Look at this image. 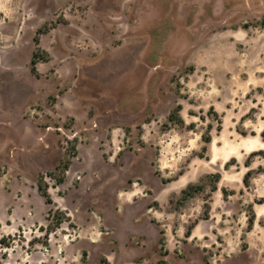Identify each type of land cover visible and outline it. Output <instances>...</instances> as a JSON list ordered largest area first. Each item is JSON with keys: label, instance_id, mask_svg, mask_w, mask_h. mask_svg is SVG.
<instances>
[{"label": "rangeland", "instance_id": "1", "mask_svg": "<svg viewBox=\"0 0 264 264\" xmlns=\"http://www.w3.org/2000/svg\"><path fill=\"white\" fill-rule=\"evenodd\" d=\"M0 264H264V0H0Z\"/></svg>", "mask_w": 264, "mask_h": 264}, {"label": "trees", "instance_id": "2", "mask_svg": "<svg viewBox=\"0 0 264 264\" xmlns=\"http://www.w3.org/2000/svg\"><path fill=\"white\" fill-rule=\"evenodd\" d=\"M48 29H49V26H45L44 28L38 29L37 35L34 37V40H35L37 46H36V48L34 49V51L32 53V57H31V60H30V70L36 76L38 75L37 63L40 60L46 61L49 58L48 52L45 51L44 49H42L38 45L39 44V35L41 33H44L46 31H48ZM169 120L172 121V122L183 123V121H182V119H181V117L179 115V110H176L175 112L171 113L169 115ZM210 141H211V136L209 134L206 137L205 142L209 143ZM73 150H75V149H73ZM69 164H70V160L66 159V160L62 161L61 164L56 167V169L66 170L69 167ZM48 174L50 176H53L52 172H50ZM212 177L214 178L215 183L218 182L219 179H220V175L219 174L212 175ZM57 180L59 182H62L63 181V177H59ZM37 186H38L39 193L42 196L45 197V199H46V201L48 203H50L51 202V197H50V194L48 192V188H47V186L45 184L44 175L43 174H41L39 176L38 181H37ZM202 188H203V185H199V184H193V185L188 186L187 189L182 191V201L186 200L188 197L192 196L194 193H196L197 191L201 190ZM252 222H253V218H250V223H252ZM189 232L190 231H188L187 233L189 234ZM1 242L2 243L4 242L3 239H1Z\"/></svg>", "mask_w": 264, "mask_h": 264}]
</instances>
